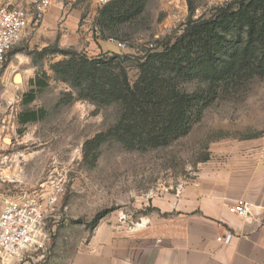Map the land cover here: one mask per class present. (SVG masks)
Returning a JSON list of instances; mask_svg holds the SVG:
<instances>
[{"label":"rangeland","instance_id":"1","mask_svg":"<svg viewBox=\"0 0 264 264\" xmlns=\"http://www.w3.org/2000/svg\"><path fill=\"white\" fill-rule=\"evenodd\" d=\"M230 1L146 0L139 20L118 29L117 39L102 40L94 32L97 10L102 6L97 0H51V6L59 5L64 11L55 31L48 35L51 27L44 17L42 26L31 23L21 34L0 72V178L11 182L4 190L5 200L41 184H62L63 193L45 220L50 232L45 253L19 262L0 257V264H68L88 238L98 214H104L98 223L126 227L143 223L157 213L154 202L158 198L194 179L200 168L224 150L264 142V77L250 80L236 97L216 101L188 136L147 153L129 152L110 141L93 158L84 144L113 123L115 109H97L84 101L57 105L68 88L53 78L44 79L48 87L36 93L31 104H22L23 95L32 88L30 77L36 74L43 79L41 72L61 59L35 54L46 40L58 45L55 40L68 31L72 44L65 49L89 57L102 53L139 57L150 45L156 47L180 33L190 5L192 19H196ZM3 2L13 4V0ZM68 17L74 20V29L64 25ZM128 65V78L133 82L137 70L134 63ZM15 76L20 82H14ZM39 108L46 113L42 121L17 124L21 111Z\"/></svg>","mask_w":264,"mask_h":264},{"label":"trees","instance_id":"2","mask_svg":"<svg viewBox=\"0 0 264 264\" xmlns=\"http://www.w3.org/2000/svg\"><path fill=\"white\" fill-rule=\"evenodd\" d=\"M189 1V0H188ZM146 0H108L97 10L94 32L100 39H117L116 31L144 14ZM193 8L180 33L152 46L139 57L84 52L47 45L39 58L61 57L50 63L53 80L65 84L57 105L84 101L97 109H115L108 128L84 144L95 158L110 141L129 152L147 153L167 148L186 137L216 101L236 97L253 78L264 77V0H231L208 15L192 19ZM137 70L133 82L128 64ZM29 83L22 104L48 87L46 73ZM43 109L25 110L17 124L25 126L45 118ZM104 214L92 221L95 227Z\"/></svg>","mask_w":264,"mask_h":264},{"label":"crops","instance_id":"3","mask_svg":"<svg viewBox=\"0 0 264 264\" xmlns=\"http://www.w3.org/2000/svg\"><path fill=\"white\" fill-rule=\"evenodd\" d=\"M30 1L13 4L29 9ZM62 13L56 4L47 10L48 35ZM69 19L64 25L71 30L76 25ZM67 34L55 40L58 46L71 47ZM49 44L53 42L46 40L43 47ZM45 73L52 80V72ZM8 181L1 176L0 211ZM236 200L250 204L246 217L228 212ZM154 203L157 213L143 223L126 227L99 222L68 264H264V142L227 148L194 179ZM226 233L232 234L230 244L218 243L216 238Z\"/></svg>","mask_w":264,"mask_h":264},{"label":"built area","instance_id":"4","mask_svg":"<svg viewBox=\"0 0 264 264\" xmlns=\"http://www.w3.org/2000/svg\"><path fill=\"white\" fill-rule=\"evenodd\" d=\"M103 5L108 0H97ZM51 0H31L30 8L0 4V72L8 54L21 34L30 26H42ZM119 48L124 45L118 43ZM152 46L150 45V48ZM39 185L32 190L21 191L5 200L0 211V257L10 261H21L31 255L42 256L46 251L50 232L45 220L50 217L63 193L62 184ZM250 204L236 200L228 212L244 218L249 213ZM232 234L218 236L216 241L222 245L230 244Z\"/></svg>","mask_w":264,"mask_h":264},{"label":"bare ground","instance_id":"5","mask_svg":"<svg viewBox=\"0 0 264 264\" xmlns=\"http://www.w3.org/2000/svg\"><path fill=\"white\" fill-rule=\"evenodd\" d=\"M14 82H16V83L20 82V77L19 76H15L14 77ZM4 142L7 143L8 141L4 140Z\"/></svg>","mask_w":264,"mask_h":264}]
</instances>
